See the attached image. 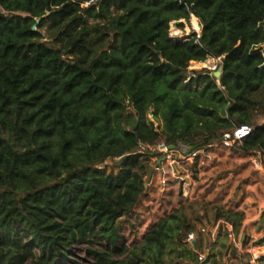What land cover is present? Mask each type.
Returning a JSON list of instances; mask_svg holds the SVG:
<instances>
[{"label":"trees","instance_id":"trees-1","mask_svg":"<svg viewBox=\"0 0 264 264\" xmlns=\"http://www.w3.org/2000/svg\"><path fill=\"white\" fill-rule=\"evenodd\" d=\"M88 1L0 0V264H84L77 245L88 264H191L182 214L120 234L157 155L138 148L194 152L248 125L231 147L264 151V0ZM191 16L199 38L173 40ZM209 56L219 78L188 70Z\"/></svg>","mask_w":264,"mask_h":264},{"label":"rangeland","instance_id":"rangeland-1","mask_svg":"<svg viewBox=\"0 0 264 264\" xmlns=\"http://www.w3.org/2000/svg\"><path fill=\"white\" fill-rule=\"evenodd\" d=\"M193 20L198 25L193 16L188 22H171L170 36L185 42L193 32H200L199 25V29L195 30ZM179 23L183 27L177 26ZM261 49L264 55V44ZM213 63L211 58L206 57L202 61L190 62L188 70L213 76L219 69L212 70ZM148 117L160 131V116L156 120L152 115ZM254 124H264V116L254 117ZM162 143L165 142L160 140L155 145L141 144L138 148L141 153L157 155L148 162L144 177L145 192L132 212L122 218L120 234L125 243L141 240L158 220L178 213L185 216L197 231L202 227H217L214 244L206 235L198 236L197 251L205 252L210 244L216 253L210 264H238L239 259L247 258V250L251 247L257 249L255 254L260 252L257 242L264 236V151L244 154L237 149L238 145L223 147L220 141L194 151L195 156H192V148L179 142L166 154L152 150ZM149 168H152L150 176ZM229 213L232 221L227 219ZM230 225L235 232L236 245L228 237L227 227ZM237 247L242 248L238 250ZM94 248L102 247L94 245ZM86 249V245L75 246V260L90 263L92 259ZM191 264H196V261Z\"/></svg>","mask_w":264,"mask_h":264},{"label":"built area","instance_id":"built-area-1","mask_svg":"<svg viewBox=\"0 0 264 264\" xmlns=\"http://www.w3.org/2000/svg\"><path fill=\"white\" fill-rule=\"evenodd\" d=\"M93 1L94 0H89L86 3V5L90 4ZM199 33L200 32H198V31L196 32L197 38H199ZM172 39L176 40L174 38H172ZM209 58H211L214 61L212 70H216V68H218L220 63H221V58L220 57L215 58V57H210V56H209ZM252 130H253V128L251 126H248V125H243L240 127L233 128L232 130L224 132L221 135L220 144L224 147H230L236 142L240 143L244 138H246L247 136H249L251 134ZM147 146H149V145H147ZM152 150L157 151L159 153L166 154L169 152V150H171V148H169L165 143H162V144H158L157 146H154L152 148ZM195 155H196V152L192 153V156H195ZM227 230L229 231L228 227H227ZM216 232H217V227L216 228L214 227L212 229L201 228L200 232L196 230V231L188 233L184 237L183 242L186 245H188L190 248L191 247L193 248L194 243L198 240V236L201 233L203 235H206L207 237L209 236V238L211 239V241L213 243L215 241ZM209 250H210V247H209L208 251ZM256 250L257 249L255 247H251V249L247 250V258H246L247 264H259L260 260L264 257V255L261 252V249L258 250L260 252H258V253L256 252V254H255L254 252ZM195 252L197 254L196 264H210L209 262L206 261L207 255L205 252H199V251H195Z\"/></svg>","mask_w":264,"mask_h":264},{"label":"crops","instance_id":"crops-1","mask_svg":"<svg viewBox=\"0 0 264 264\" xmlns=\"http://www.w3.org/2000/svg\"><path fill=\"white\" fill-rule=\"evenodd\" d=\"M228 228H229V231H228V237L231 239V241L234 243V245H236L235 244V232H234V230H233V226L232 225H230V226H228ZM255 236H256V234H255ZM217 235H215V241L213 242V244L214 243H216V240H217ZM208 239H209V241H210V243H212V241H211V239L209 238V236H208ZM260 240H263V242H261V243H259L260 242ZM260 240H259V242H257V245H259L260 247H258L259 249H261V252H262V254L264 255V236L262 237V238H260ZM209 247H210V249H211V245L209 244ZM242 247H237V249L239 250V249H241ZM208 249L209 248H207L206 250H205V253H206V255L208 256L209 255V251H208ZM237 250V251H238ZM243 262H245L246 263V259H244V260H242ZM261 262V264H264L263 262L264 261H260ZM210 263V262H209Z\"/></svg>","mask_w":264,"mask_h":264},{"label":"water","instance_id":"water-1","mask_svg":"<svg viewBox=\"0 0 264 264\" xmlns=\"http://www.w3.org/2000/svg\"><path fill=\"white\" fill-rule=\"evenodd\" d=\"M221 73H222V68H219L215 73H214V76L216 77V78H219L220 77V75H221ZM124 156L123 157H121V158H119V159H110V160H107L104 164H102L100 167H105L106 165H111V166H120L122 163H123V161H124ZM151 170H152V168H149L148 169V174H149V176H150V173H151Z\"/></svg>","mask_w":264,"mask_h":264},{"label":"bare ground","instance_id":"bare-ground-1","mask_svg":"<svg viewBox=\"0 0 264 264\" xmlns=\"http://www.w3.org/2000/svg\"><path fill=\"white\" fill-rule=\"evenodd\" d=\"M193 25L195 26V30L199 29L197 23L193 20Z\"/></svg>","mask_w":264,"mask_h":264}]
</instances>
